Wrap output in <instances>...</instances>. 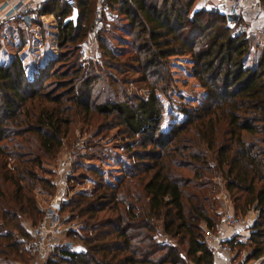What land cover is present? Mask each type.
Here are the masks:
<instances>
[{"label": "trees", "instance_id": "16d2710c", "mask_svg": "<svg viewBox=\"0 0 264 264\" xmlns=\"http://www.w3.org/2000/svg\"><path fill=\"white\" fill-rule=\"evenodd\" d=\"M75 1L71 8L51 0L39 15L57 20V53L47 49L29 60L21 50L4 60L10 33L0 28V264H31L25 243L46 212L39 195L57 191V174L46 165L80 113L110 118L107 128H117L132 162L116 183L98 176L97 191L69 197L63 209L83 219L84 250L61 249L47 264H216L205 230L222 223L218 177L226 180L236 215L259 211L247 241L227 242L234 251L250 249L244 264L264 257V48L253 55L250 38L234 36L219 11H196L197 0H103L117 16L97 32L102 58L129 52L131 69L148 88L97 106L96 77L86 76L79 52L97 22L99 0ZM38 19L14 30L27 35ZM184 55L206 95L198 106H176L182 120L165 127L157 92L172 86L170 57ZM240 153L256 167L243 184L228 178Z\"/></svg>", "mask_w": 264, "mask_h": 264}, {"label": "rangeland", "instance_id": "374dc122", "mask_svg": "<svg viewBox=\"0 0 264 264\" xmlns=\"http://www.w3.org/2000/svg\"><path fill=\"white\" fill-rule=\"evenodd\" d=\"M195 4L193 7L194 9L196 8ZM197 8L207 11L216 10L215 4L211 9L203 5ZM98 9L96 18H98ZM116 14L117 13L109 8L103 10L104 21L117 16ZM252 15L256 18L255 23L252 27L248 28L246 32H241L240 34H245L247 38H250L253 46V55L259 56L264 48V12L254 13ZM102 18H100V20H102ZM225 20L226 26L234 33V31H236V26H231V21H229L227 17H225ZM102 26H104V23L101 24V27ZM55 31L56 29L54 28L53 22L48 20L39 27H34L29 30L30 33L27 35L21 36L17 32H10L3 42L4 51L2 59L7 60L11 55L18 52L20 53L21 50H27V53L30 55L29 60L34 59L33 55L40 54L47 49H51L56 53L59 52L60 49L56 46L53 36ZM113 44L115 46L118 45L116 42ZM97 46V50L100 51L99 41ZM89 51H93V49ZM89 51L85 52L82 46L79 52V62L82 63V66L87 71L86 76L92 75L96 77V81L93 83L92 88V102L95 104L98 102L97 106L109 99L124 100L125 98H133L134 95L141 96L146 92L148 87L144 83L138 81V74L135 70L131 69L133 60L130 58L129 52H122L124 54L123 56L112 60L111 58H102L101 52L99 55H96V51L92 52L93 57L90 58L91 55ZM76 54L73 55V57H76ZM70 56H72V54ZM193 66L192 58L189 55L170 57L169 69L173 79L172 86L165 95L159 91L157 92L158 97L165 105V118L162 123L165 127H169L175 122H180L182 120V116L177 111L176 106L182 105V103L190 106H198L204 100L206 91L194 76ZM55 68H57V65ZM109 124L110 118L105 120L104 117L100 118L93 113L89 114V116L82 113L76 114L74 116L73 125L70 128V133L64 139L58 157L52 164L48 163L46 165L47 170L50 169L57 174L59 163L67 157L72 156L73 166L71 168V177L69 181L75 178V175L78 176L74 181H68V186L65 189L66 196L64 195V197H58L57 191L53 195H47L46 193L39 195V202L42 208L45 209L46 212L50 209H54V214L58 217L59 222L64 228V232L61 236V240L64 242L61 247L62 249L81 252L84 250L81 239L88 234V232L84 230L85 223L83 219L78 218L75 212H72L70 208L63 209L67 202H69V197L77 191H97L100 180L98 176H102L104 180H108L111 183H116L117 179L124 175L123 173L126 166L129 165V162H132V160L128 159V155H126L124 151L121 139L118 136L117 128H107ZM105 126L106 129H102V127ZM236 158L237 159L234 160L230 167L228 178L237 180L242 184L248 183L255 173V166L249 158L245 157L243 154H238ZM92 165L98 167V173L95 174L90 171ZM219 181H221L220 184ZM225 182V179H220V177L217 178L220 194H222V191L224 193L227 192L225 191ZM57 198H60L59 209L53 206ZM219 199L220 204L223 205V213H225L226 210L235 213L232 195L227 194L226 203L228 205L230 204L229 208L224 204V198L220 197ZM254 211L255 210H250L243 215L240 214L243 218L248 220V225H245L246 227L244 230H247L249 225L257 219L258 214ZM159 239L168 244H173V246L177 244L176 240H171L168 237H159ZM249 250V248L241 250L239 247H236L232 254V259L238 264H244V259L249 254ZM256 261L257 260L249 261L245 264H264V260Z\"/></svg>", "mask_w": 264, "mask_h": 264}, {"label": "built area", "instance_id": "2783aa9c", "mask_svg": "<svg viewBox=\"0 0 264 264\" xmlns=\"http://www.w3.org/2000/svg\"><path fill=\"white\" fill-rule=\"evenodd\" d=\"M101 1L102 5L98 11L99 18L103 16V10L107 8V4L103 0ZM67 4L74 6L76 1L67 0ZM4 7L6 11L0 15V28L6 32H11L18 26L26 29L33 26L34 21L39 18L43 3L39 0H19L14 5L6 1ZM215 9L231 21V26H236V31H234L233 35L237 36L253 26L256 18L252 14L264 12V0H219L215 4ZM91 36L83 44L85 52L89 51L93 46V38ZM72 166V156L67 157L59 163L55 178L58 197L66 196L65 189L71 177ZM221 197L224 198L223 202L229 208L230 204L226 203L227 194L222 192ZM254 212L259 213L258 210ZM247 223V219L236 215L230 210H226L222 217L221 226L217 231L209 228L205 230V241L209 249L214 252H225L232 255L234 248L227 242L224 233L221 231V227L225 226L229 229H237L247 225ZM63 232L64 228L59 222L58 217L54 214V209H50L46 212L44 218L32 228L31 239L25 243L26 250L32 256L31 264H47L51 259H56V252L60 251L64 244L61 240ZM260 260H264V257L258 259L256 262Z\"/></svg>", "mask_w": 264, "mask_h": 264}, {"label": "crops", "instance_id": "0c3cea01", "mask_svg": "<svg viewBox=\"0 0 264 264\" xmlns=\"http://www.w3.org/2000/svg\"><path fill=\"white\" fill-rule=\"evenodd\" d=\"M6 1H9L10 4H14L15 5V4L18 3L19 0H0V15H2L6 11V8L4 7V4H5ZM39 1H41L43 3V8L45 9L47 4H49L51 0H39ZM218 1L219 0H197L196 4H195V7H196L195 10L199 11L200 8H197V7L198 6L202 7V5L206 6V7H210L209 9H211V7H213L214 4H217ZM66 2H67V0H61V3H63V5H68ZM101 5H102V1L99 0V6H98L99 9H100ZM68 6H70V5H68ZM70 7L73 8L74 6H70ZM43 8H42V10H43ZM107 8H108V5H107ZM99 9H98V11H99ZM104 12H106V11H104ZM77 14H78V10L75 8L72 18H74L76 20L77 19ZM102 17H101L102 20H100L99 16L97 18V22H96L95 27H94V29H96V31L93 32V30H94L93 29L89 33V35L86 37V39L82 42V46H83L84 42L89 38L90 35H92L91 37L93 38V42H92L93 46H92L91 49H93V51H96L95 52L96 55L100 54V51L97 50V48H98V46H97V44H98L97 32L99 31L100 28H102L101 24L104 21V16H102ZM38 20H39V24L37 26H35V27H39L40 24H42V23H44V22H46L48 20H51L53 22L55 29L57 27V20H56V18H55V16L53 14H46V15H43L42 17L40 16V19H38ZM18 27H20V26H18ZM18 27H15V29L18 28ZM12 31L16 32L14 29ZM83 49H84V46H83ZM93 51H89L90 55H91L90 58L93 57V54H92ZM241 154L242 153H240L239 155H241ZM250 161L252 162V164H254L252 160H250ZM254 166H255V164H254ZM255 170H256V167H255ZM221 231L224 233L227 241L232 240V239L247 241L249 239V237H250V231L248 229L244 230V227L237 228V229H229V228H227L225 226H222L221 227ZM247 232H249V233H247ZM215 257H216V264H238L232 259V255H229V254H227L225 252H216Z\"/></svg>", "mask_w": 264, "mask_h": 264}, {"label": "water", "instance_id": "95a60500", "mask_svg": "<svg viewBox=\"0 0 264 264\" xmlns=\"http://www.w3.org/2000/svg\"><path fill=\"white\" fill-rule=\"evenodd\" d=\"M53 206L56 207L57 209L60 208V198H57V199L54 201Z\"/></svg>", "mask_w": 264, "mask_h": 264}]
</instances>
